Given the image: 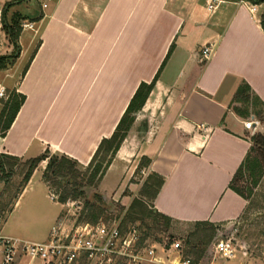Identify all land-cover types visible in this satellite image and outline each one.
<instances>
[{"label": "crops", "instance_id": "0c3cea01", "mask_svg": "<svg viewBox=\"0 0 264 264\" xmlns=\"http://www.w3.org/2000/svg\"><path fill=\"white\" fill-rule=\"evenodd\" d=\"M7 1L0 0V11ZM209 1L11 4L7 18L18 11L35 29L26 46L20 34L19 55L0 70V87H16L26 96L0 135V153L31 158L49 148L86 165L140 82L151 81L160 69L98 187L107 194L104 179L115 169L119 182L113 191L123 188L134 171L129 161L137 158V165L148 156L147 172L164 177L152 200L155 210L177 222L236 221L248 201L229 182L251 147L243 121L257 116L249 114L251 103L242 108L247 114L238 113L233 97L246 81L264 103V1L254 3V12L237 0L208 9ZM206 43L214 50L201 64ZM33 178L34 173L28 182Z\"/></svg>", "mask_w": 264, "mask_h": 264}, {"label": "trees", "instance_id": "16d2710c", "mask_svg": "<svg viewBox=\"0 0 264 264\" xmlns=\"http://www.w3.org/2000/svg\"><path fill=\"white\" fill-rule=\"evenodd\" d=\"M22 1L24 0H8L1 9L2 28L6 31L9 41L14 44L16 50L20 48L19 36L23 30L22 20L26 17L20 12L15 11L8 20L7 8L14 2ZM249 1L253 3H260L264 0ZM261 23L264 28V13ZM16 52L17 51H14L11 54H0V70L7 69L14 63L17 57ZM32 57L33 54L31 58ZM29 61L25 65L21 76L25 73L29 65ZM159 71L155 74L151 81L140 82L114 131L109 137H103L101 139L90 161L86 165L81 164L79 161L66 154L52 152L49 148H45L41 154L35 157L28 158L26 160V162H28V166L26 167V171L22 178L23 183L18 188L19 191L17 194L13 196L14 203L29 181L33 171L42 161H46L42 172V179L48 185L49 189L54 188L55 194L58 195L57 201L61 203H64L69 199L76 200L78 197H83L85 196L87 188L98 186V183L103 178L111 161L133 124L135 120V113L143 107L151 90L153 89ZM5 91L6 97H0L1 136L6 134L26 98L25 94L19 92L16 87L5 88ZM233 101L241 102L246 106L250 103L253 104L256 108V113L258 114L259 119L264 122V103L257 95L253 94L250 85L246 81H242L237 87ZM256 103L257 106L255 105ZM234 108L238 113L247 114V111H245L247 110V107L245 110L238 106H235ZM250 141L251 147L249 151L229 182V187L248 201L243 213L250 208V193L252 192V187H247L243 183V185H241L240 182L245 176V171H249V175L253 177L252 184L255 185L264 171V129L253 133L250 137ZM20 159V157L15 155L3 152L0 153V171L2 173H7L9 176L10 174L8 173L13 170L16 162L20 161ZM150 162V157L142 156L136 167V172L140 171L144 167L147 168ZM163 182L164 177L161 174L154 171L149 172L142 184L140 194L142 196H148L153 200L159 192ZM246 187L248 188L247 193L245 191ZM94 198V201L88 199L85 200L82 209L83 211L81 212L83 217L81 215L79 221L96 222L103 214L105 210L103 195L96 192L94 194ZM8 202L9 201L0 205V211H4L6 206L9 204ZM146 220L150 221L151 224L148 225L149 222L146 224ZM120 221L121 230L123 232L129 230L132 226L137 228L135 226V222L137 221L146 224L148 228L144 230L143 234L145 235H139V243L144 244L143 241L145 240L146 235L150 234V229H153V231H165L171 227L175 220L155 210L153 206H149L142 197L136 196L132 199L130 205L125 209L124 216ZM189 223H193L196 227V230L192 235L199 238L200 241L198 243L191 242L188 250L185 252L183 250V255L184 257L190 258V264H198L203 252L205 251L206 244L211 240V237L214 235V232L219 224L206 220H197Z\"/></svg>", "mask_w": 264, "mask_h": 264}, {"label": "rangeland", "instance_id": "374dc122", "mask_svg": "<svg viewBox=\"0 0 264 264\" xmlns=\"http://www.w3.org/2000/svg\"><path fill=\"white\" fill-rule=\"evenodd\" d=\"M39 5L43 6L42 4ZM0 18H2L1 11ZM24 21L26 20H22V23ZM32 31L34 30L23 27L21 32L22 46H26V38L31 35ZM20 50V48L16 50L14 44L9 41L6 31L2 28V20L0 19V54H11L17 51L16 54L18 56ZM235 102L238 103V105L235 106L242 108H244V106L246 107V105L241 102ZM248 108L249 114L254 112L259 119L256 108L254 109L252 105ZM251 108H253V110ZM245 118H249V116ZM262 125L264 129L263 121ZM251 135L252 133L249 131L247 136L250 138ZM27 159L28 158H21L20 161L16 162L13 170L8 173L10 174L9 176L7 173H2L0 171V205L9 201L4 211H0V230L2 228L3 234L27 240L41 241L48 237L51 226L59 221H63L68 228L82 222H89L79 221V218L82 215L81 212L83 211L85 200L94 201V194L96 192L103 195L105 210L96 222H89L92 223V225H96L97 223L111 225L113 222L121 220L124 216L125 209L136 196L142 197L149 206H153L152 199L140 194L142 184L148 172L145 167L136 172L138 164L136 165L135 161L137 158L129 161L128 168L130 169L132 165L134 171L131 177L126 180L127 185L123 188L113 191L119 182V174L115 169H112L104 179V186L107 189V194L102 193L98 186L89 187L86 190L85 196L78 197L76 200L74 199V202L67 203L57 201L58 195L55 194L54 188L48 189V186L42 181V172L46 164V161H42L33 171L34 178L26 184L25 188L18 196L17 202L14 203L13 196L17 194L19 191L18 188L23 183L22 178L28 166V162H26ZM252 180L253 177L249 175V171H245V176L240 182L241 185L244 184L247 187H252V192L250 193V208H248L236 221L229 224L218 225L211 240L206 244L205 251L198 264H264V171L255 185L252 184ZM247 187L245 188L246 193L248 192ZM50 194H54L55 198L53 199ZM147 222H149L148 225L151 224L150 221L146 220V224ZM141 223L142 222L137 221L135 222V226L137 227L136 229L139 235L143 236L145 235L143 234L144 230L147 229L148 226ZM195 230L196 227L193 223L177 222L175 220L171 227L165 231H153V229H150V234L146 235L143 243L144 245H148L153 242L162 243L164 241L176 239L179 240L181 248L185 252L188 250L191 242L198 243L200 241L199 238L192 235ZM218 230H222L220 231L222 237H232V241L235 244L234 257L225 259L216 253L213 242L215 239L220 238V233L217 235ZM123 262L124 260L120 258L109 260L105 264H124ZM77 264L83 263L78 262Z\"/></svg>", "mask_w": 264, "mask_h": 264}, {"label": "built area", "instance_id": "2783aa9c", "mask_svg": "<svg viewBox=\"0 0 264 264\" xmlns=\"http://www.w3.org/2000/svg\"><path fill=\"white\" fill-rule=\"evenodd\" d=\"M224 0H210L208 9L215 8ZM249 3L250 10L256 11V4L249 0H237ZM46 6V2L42 4ZM24 28L35 29L34 22L24 21ZM214 50L213 43H206L200 49L199 61L204 63ZM0 97H6L4 87H0ZM245 129L252 134L260 131L261 120L249 117L243 121ZM53 199L54 194L50 195ZM69 199L67 202H74ZM232 223V222H231ZM229 224V223H225ZM121 221L111 225L85 222L68 228L63 221L54 223L46 239L27 240L0 232V264H105L109 260H124V264H189L190 258L184 257L179 240L139 243V233L132 226L126 232L121 230ZM224 225V224H221ZM213 242L216 253L225 259L235 256V244L232 237H222Z\"/></svg>", "mask_w": 264, "mask_h": 264}]
</instances>
